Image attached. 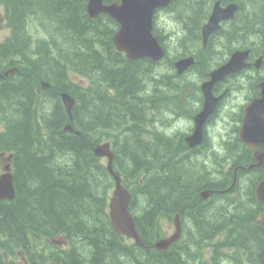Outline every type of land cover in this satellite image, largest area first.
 I'll use <instances>...</instances> for the list:
<instances>
[{"label": "trees", "instance_id": "1", "mask_svg": "<svg viewBox=\"0 0 264 264\" xmlns=\"http://www.w3.org/2000/svg\"><path fill=\"white\" fill-rule=\"evenodd\" d=\"M213 1L171 0L163 10L176 13L185 35L171 47L153 28L166 51L152 62L128 61L115 51L116 23L105 14L89 19L83 1L0 0L9 31L0 43V73L5 65L18 66L14 78L0 79V152L12 154L15 185L12 200L0 199V264H17L18 251L30 264H260L264 231L256 216L264 205L253 188L261 170L238 167L232 188L199 195L227 188L233 167L251 161L247 151L233 136L220 140L223 155H211L203 145L187 148L183 133L169 140L158 130L171 115L192 117L201 100L198 82L233 50L249 47L250 59L262 54L264 0H222L239 7L203 47L200 27ZM188 54L197 79L190 100L184 97L190 81L182 82L173 68ZM243 72L257 83L264 63ZM40 80L50 88L41 89ZM61 91L75 99L71 119ZM249 91L256 95L257 88ZM67 123L78 133L65 130ZM110 138L113 168L131 192L128 208L143 246L109 225L112 179L92 147ZM175 212L183 238L167 250L154 249L153 241L165 234L162 221Z\"/></svg>", "mask_w": 264, "mask_h": 264}, {"label": "water", "instance_id": "2", "mask_svg": "<svg viewBox=\"0 0 264 264\" xmlns=\"http://www.w3.org/2000/svg\"><path fill=\"white\" fill-rule=\"evenodd\" d=\"M170 0H121L120 4L111 2L104 4L103 0H87V11L90 17H96L100 12H106L119 23V29L114 34L113 40L120 50H125L128 59L140 57H150L152 60L161 58L164 54L162 47L158 43L156 37L152 34V16L155 8L163 7ZM237 5L229 3L225 6H220L219 0L215 1L212 12L207 21L202 25L201 33L203 43L205 44L210 33L217 30L221 20L232 18ZM3 17L0 13V28L2 27ZM248 55V50H236L231 53L229 59L219 67L209 73V79L201 84V90L204 95L202 109L194 116L195 127L193 132L185 137V141L189 146H194L200 143L202 139V126L207 116L213 111L218 97L213 96V85L224 79L227 74L235 72L244 67L247 63L245 59ZM260 59L255 61V65L259 66ZM193 63V57L180 58L175 62V67L178 73L183 72L188 66ZM7 74V72H5ZM261 86V96L252 99L250 104L245 108L242 127L239 133V138L248 142L250 138L249 130L258 124L264 126V81L259 84ZM41 86L48 85L41 83ZM63 105L71 117V107L74 103L73 97L67 92L60 94ZM65 129L72 130L70 124L65 126ZM93 153L96 156L107 157V169L114 179V188L109 198V219L111 227L120 235H126L132 238L137 244H141V238L136 230L133 218L128 211L127 205L130 199L128 190L121 184V178L112 168L113 152L110 149L109 142L98 143L93 147ZM264 156L260 157L262 160ZM261 165L264 173V162L258 163ZM3 172L0 174V198L12 199L14 196V185L12 176L9 172V166L5 165ZM211 193L210 190L202 191L201 195L206 197ZM255 196L257 200L264 202V179L261 180L255 188ZM257 221L264 230V214H260ZM174 232L169 236L157 239L153 246L157 250L167 249L173 242L177 241L181 236V226L178 214L174 216ZM264 264V253L262 262Z\"/></svg>", "mask_w": 264, "mask_h": 264}, {"label": "clouds", "instance_id": "3", "mask_svg": "<svg viewBox=\"0 0 264 264\" xmlns=\"http://www.w3.org/2000/svg\"><path fill=\"white\" fill-rule=\"evenodd\" d=\"M153 23L156 33L164 37V43L168 44L171 47H175L185 35L183 24L176 18L175 12L163 9L159 10L154 15ZM236 83L240 90L234 91L232 93L233 98L222 109L220 117L215 123V127L213 129H210L214 140L216 139L217 134L219 135L220 140L228 139L227 134L230 130L231 122L229 120V116L226 115V113L236 112L239 106L246 102L245 96L248 94L249 81L246 79V77L241 76L237 79ZM195 107L199 109L200 104L197 103ZM192 127L193 124L191 120L181 119L179 122L174 123L167 129L159 128L158 130L163 131L167 136H172L177 131L187 133ZM214 150L223 155L222 147L214 145Z\"/></svg>", "mask_w": 264, "mask_h": 264}, {"label": "rangeland", "instance_id": "4", "mask_svg": "<svg viewBox=\"0 0 264 264\" xmlns=\"http://www.w3.org/2000/svg\"><path fill=\"white\" fill-rule=\"evenodd\" d=\"M5 35V31L3 30L1 33H0V36H4ZM192 76V74L190 75ZM163 228L165 229L166 231V234H169L173 231V225H172V222H166L164 221L163 222Z\"/></svg>", "mask_w": 264, "mask_h": 264}, {"label": "bare ground", "instance_id": "5", "mask_svg": "<svg viewBox=\"0 0 264 264\" xmlns=\"http://www.w3.org/2000/svg\"><path fill=\"white\" fill-rule=\"evenodd\" d=\"M244 77H246V79H248V78H251L252 75H246V76H244ZM169 138H170L169 136L166 137V139H169ZM169 140H171V138H170ZM0 153H3V152H0ZM60 173H61V172H60ZM180 212H181V211H180ZM121 262H122V260H121Z\"/></svg>", "mask_w": 264, "mask_h": 264}, {"label": "flooded vegetation", "instance_id": "6", "mask_svg": "<svg viewBox=\"0 0 264 264\" xmlns=\"http://www.w3.org/2000/svg\"><path fill=\"white\" fill-rule=\"evenodd\" d=\"M0 89H1V82H0Z\"/></svg>", "mask_w": 264, "mask_h": 264}]
</instances>
